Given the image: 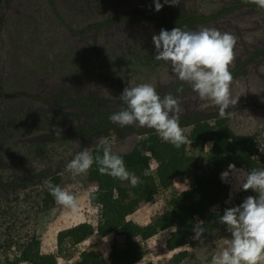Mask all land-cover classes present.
<instances>
[{
	"label": "rangeland",
	"instance_id": "rangeland-1",
	"mask_svg": "<svg viewBox=\"0 0 264 264\" xmlns=\"http://www.w3.org/2000/svg\"><path fill=\"white\" fill-rule=\"evenodd\" d=\"M159 2L164 5L160 11H156V0H8L0 4V264L14 260L33 239L40 242L42 253L53 256L55 264H74L83 250H100L108 258L114 242L124 245L121 235L101 237L95 233L74 247L65 243L62 252L58 248L59 231L82 222L97 226L100 207L91 202L90 195L105 189L104 182L90 171L74 177L66 165L84 149L93 155L104 139L114 153L125 154L146 135L134 126L127 134L109 130L107 135L84 142L82 130L87 120L78 109L59 107L54 92L59 86L65 92L70 88L74 97L80 96L85 84L90 91L99 89L106 98L116 100L128 85L150 83L159 90V84L177 80L170 63L155 59L152 40L161 29L171 30L161 22L170 12L180 18L182 13L207 18L193 24L191 31L208 27L237 38L230 71L231 95L238 101L224 118L236 135H258L252 150L264 168V152L260 151V146L264 147V55H255L237 69L253 52L264 50V9L255 4L231 7L234 0H179V5ZM110 18L117 19L106 24ZM176 27L184 28V24ZM178 99L184 103L180 115L218 112L192 88ZM181 128L188 137L189 152L201 158L202 167L195 172L206 173L209 165L204 158L211 141L201 147L190 140L191 124ZM57 132L59 140L42 139ZM61 161L66 163L61 166ZM156 166L153 160V172ZM240 171L247 169L241 165L221 173L229 186V207L241 204L249 195L258 196L242 189ZM193 178L194 172L175 177L173 185L160 190L154 201L133 203L128 218L143 225L154 222L173 195L191 188ZM121 183L133 199L130 183ZM49 184L74 194L78 211L57 204ZM170 232L163 230L142 241L146 255L139 264H211L212 256L230 239L226 226L219 223L201 242L171 251L166 246ZM182 250L186 256L176 261L175 254Z\"/></svg>",
	"mask_w": 264,
	"mask_h": 264
},
{
	"label": "trees",
	"instance_id": "trees-1",
	"mask_svg": "<svg viewBox=\"0 0 264 264\" xmlns=\"http://www.w3.org/2000/svg\"><path fill=\"white\" fill-rule=\"evenodd\" d=\"M6 1L8 0H0V4ZM116 19L110 18L106 22L112 23ZM212 119L216 121L215 124H210L209 121ZM190 124L193 126L190 132L191 141L199 143L201 147L207 141L212 143L204 158L209 165L206 173L195 172L202 167L201 158L189 152L187 143L176 148L171 143L164 142L154 129L141 128H138L137 132L146 136L130 152L119 154L125 161L127 169L140 179L138 186L130 185L133 199H130V194L122 186L121 180L101 174L98 165L95 163L92 165L90 174L102 180L105 186V189L92 192L90 195L91 202L100 207L98 224L94 227L89 222H82L59 231L58 248L62 252L65 243L74 247L95 233L101 237L111 233L121 235L124 237V245L119 246L114 242L108 258L100 250H83L79 253V260L74 264H139L146 255L142 241L152 238L159 232L167 229L171 231L166 246L174 251L187 243L194 245L201 242L220 223L219 216L229 208L226 203L229 186L222 181L221 173L228 170L231 165H244L247 171L253 168L261 169V164L254 157L252 150L258 135H236L227 125L225 118L219 116V112L191 116L180 125ZM130 129L132 130L133 126L120 127L117 131L123 134ZM107 133L106 131L105 135ZM55 136L60 135H46L43 139L56 138ZM96 155H102V148L93 152V157ZM153 160L157 163L154 172ZM191 172H194L191 188L173 195L167 202V209L154 222L143 225L128 218L133 203L154 201L160 190L173 185L175 177H186ZM214 206L218 208L212 211ZM199 221H202L201 226L205 229L203 237L201 240L190 242L189 239L194 235L193 226ZM186 254V250L175 254L176 261H181ZM52 257L51 254L42 253L40 242L33 239L21 250L19 256L7 264H18L22 261L31 264H55Z\"/></svg>",
	"mask_w": 264,
	"mask_h": 264
},
{
	"label": "clouds",
	"instance_id": "clouds-1",
	"mask_svg": "<svg viewBox=\"0 0 264 264\" xmlns=\"http://www.w3.org/2000/svg\"><path fill=\"white\" fill-rule=\"evenodd\" d=\"M243 2L264 9V0ZM165 3L179 5V0H165ZM163 6L156 0V11ZM152 40L155 59L170 63L181 82L188 84L202 101L216 106L221 118L226 117L227 109L238 101L231 95L233 75L230 71L237 38L214 28L188 31L174 27L170 31L161 29ZM120 98L126 107L109 117L112 123L122 128L154 129L164 142L176 148L188 143L180 126V103L172 94L161 97L152 84L140 83L126 86ZM101 147L102 155L95 157L87 149L77 153L66 165L68 171L74 177L82 175L95 163L101 174L128 181L132 187L138 186L139 177L127 169L125 161L113 152L108 140H102ZM260 151L264 152V147L260 146ZM238 178L244 191L252 190L258 196H247L241 204L226 208L219 216V222L226 226L230 239H226L224 246L212 256L211 264H264V168L240 171ZM48 188L57 204L78 211L74 194L60 186L49 184ZM215 210L214 206L212 211ZM201 225L202 221L194 224L192 239H202L205 229Z\"/></svg>",
	"mask_w": 264,
	"mask_h": 264
},
{
	"label": "flooded vegetation",
	"instance_id": "flooded-vegetation-1",
	"mask_svg": "<svg viewBox=\"0 0 264 264\" xmlns=\"http://www.w3.org/2000/svg\"><path fill=\"white\" fill-rule=\"evenodd\" d=\"M235 2L231 4V7L238 6V5H253V4H246L243 2V0H234ZM3 3V2H2ZM227 9V7H226ZM225 9V10H226ZM224 10V11H225ZM220 13V12H219ZM218 13V14H219ZM183 17L180 18V16H177L176 13L170 12L168 13L162 20L165 25H168V29H173L176 27V25H181L184 24V28L180 27L183 30H188L191 31L190 29L193 27V24H196L198 22H201L205 19H207L204 16H201L200 14H186L182 13ZM140 17H143L146 20H152L148 17H144L143 15H139ZM219 16V15H218ZM180 18V19H179ZM106 24H109V22H106ZM255 55H259L260 57L264 55V50H256L255 52L252 53V56L248 58V60L244 61L241 63L237 69H242V67L246 64L249 63V59H252ZM159 84L158 87H160L159 90H156L161 97L165 96L166 94H172L174 98L178 99L179 96H182L184 92L188 91L191 87L186 84L181 82L179 79L172 81L168 84ZM68 89V88H67ZM182 89V90H181ZM54 92V91H53ZM82 95L74 97L72 94V90L69 88L67 92H65L64 88H59L57 87L56 95L54 98L57 100V104L59 107H64L68 106V108H73L74 110L78 109L79 112L82 114V116L87 120V124L84 126L83 131V140L84 142H87L88 140H91L97 136H103L105 135V132L109 130H116L118 132V128H120L119 125L114 124L110 121L109 117L115 113L120 111L122 108H125L126 105L122 102L121 99H112V98H106V96H103L101 91L99 89L90 91L88 89L87 85L83 84L82 88ZM87 92V94L85 93ZM180 103V107H184V103H182V100L178 99ZM191 116H185L180 115V124L183 121H186L189 119ZM134 127V126H133ZM126 134L129 132H132V130H126L124 131ZM48 136V135H47ZM43 139V137H42ZM56 140H59V138H55ZM83 145L80 147V150H82ZM75 157V156H74ZM73 157V158H74ZM71 158L69 162L73 159ZM66 163V161H61L58 164L63 165ZM28 178L26 181L19 182V184L27 182Z\"/></svg>",
	"mask_w": 264,
	"mask_h": 264
}]
</instances>
